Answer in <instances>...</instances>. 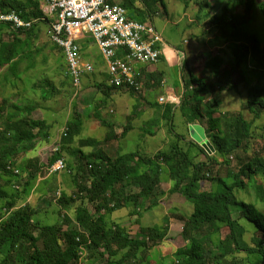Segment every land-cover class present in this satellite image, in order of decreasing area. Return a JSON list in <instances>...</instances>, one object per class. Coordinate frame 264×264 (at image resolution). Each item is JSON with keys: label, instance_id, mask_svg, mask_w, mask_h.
<instances>
[{"label": "trees", "instance_id": "16d2710c", "mask_svg": "<svg viewBox=\"0 0 264 264\" xmlns=\"http://www.w3.org/2000/svg\"><path fill=\"white\" fill-rule=\"evenodd\" d=\"M217 1L206 0L204 8L211 7ZM228 1L229 4H221L219 12L209 17V21L213 20L214 23V36L220 40L217 51L204 62L205 71L202 76L196 77L189 70L188 80H182L183 90L180 91L178 105L181 109L191 110L192 116L187 118L188 123H198L204 127L213 152L208 153L200 144L173 131L174 106L169 103L163 106L161 117L175 140L164 149L152 153L138 150L116 152L110 156L96 146L97 140L93 137L79 138L80 144L93 145L94 149L87 153L80 148L75 149V157L80 166V173L74 175L77 191L74 196H69L61 189L57 199L60 207H69L72 212V205L79 198L82 205L83 199L91 205L93 210L88 215L89 220L79 227L65 224L70 221L67 214H64L61 225L41 223L35 217L38 210L27 202L20 205V202L27 199L31 185L44 169L42 167L41 170L42 163L36 157L32 158L28 154L36 150L38 142L43 141L45 144L49 140L51 126L46 119L33 116L37 108L41 109V104L34 99L25 103L10 102L5 97L1 99L0 124L4 117L7 121L4 127L0 125V200L6 202L4 207L10 211L5 214L3 207H0V264H78L82 257V247L87 250V256L91 257L89 264H151L150 252L163 240L161 236L164 232L155 225H140L129 231L128 227L113 220L110 215L117 209L129 207L130 214L136 215L135 221L139 222L141 211L156 205L163 191H167L160 186L164 172L169 174L168 191L178 192L192 204V211L183 220L180 231L184 244L174 249L169 256L170 264L264 263V213L254 204L238 200L236 194L246 187V182H251L257 199H264V182L257 178H264V155L257 151L234 173L227 177H217L213 189L199 190L196 187L197 179L212 172V164L217 162L222 152L239 148L241 136L249 138L252 124L261 114L264 115V46L259 44L256 35L247 28L251 19L247 17L250 10L246 0ZM197 2L199 4V0ZM242 5L244 14L239 15L237 11ZM257 8L264 30V0L259 1ZM10 11L27 21L41 14L35 0H0V12ZM36 23L29 27H14L11 22L0 23V34L3 26H7L8 32L12 34L8 40L0 37L2 81L7 82L19 76L21 61L39 51L38 47L31 48V39L36 35ZM184 62L185 58L182 69ZM208 77L212 83L208 82ZM241 84L247 86L245 104L251 116L245 118L240 112L229 115L222 112L224 117L214 116L220 104L215 91L228 87L235 89ZM97 86L103 97L93 108L97 118H102L99 119L101 124L111 130L112 125L100 116L98 105L107 103L110 89L121 87ZM127 91L132 95L136 93L131 89ZM211 93L216 108L210 105L207 111H202L201 102ZM149 121L154 123L155 120ZM81 123L78 112L65 121L60 138L64 142L59 146V151L51 156V160L61 156V149L76 139L81 132ZM147 130L151 135L155 133L148 126ZM261 130L264 137V122ZM128 131L129 126H125L118 135L113 132L109 138H122ZM70 153L73 154V151ZM20 154L22 158L18 161ZM65 161L66 166L71 168V157ZM15 169L18 173L26 169L29 174L18 181L22 184L21 189L7 191L1 185L2 176L6 175V182H9L10 176L18 174L14 172ZM47 199L52 201L50 197ZM236 203L241 207L240 215L256 226L248 241L243 238L246 229L238 219L231 216V204ZM79 211L85 210H81L80 206L77 209Z\"/></svg>", "mask_w": 264, "mask_h": 264}, {"label": "rangeland", "instance_id": "374dc122", "mask_svg": "<svg viewBox=\"0 0 264 264\" xmlns=\"http://www.w3.org/2000/svg\"><path fill=\"white\" fill-rule=\"evenodd\" d=\"M140 1V11L147 15V20H152L156 30L161 34L166 45L159 44L158 49L160 52L159 59L155 64L149 65V68L157 67L162 70L161 78L155 71L153 83L150 79H146L148 87L142 89L141 92H136L135 95L130 94L129 91L124 95H116L107 100L105 105H98L100 116H102L106 123L112 125V129H108L106 125L97 118L93 106L97 101L103 97L102 92H97L96 86L92 84L93 76L97 79L103 80L106 78L105 71H99L102 65H105L101 54L95 45H91V50L80 49V54L84 60L91 61L94 64V72L85 74L81 77L83 84L82 90L78 91L70 82L68 76L65 74V60L62 52L51 43L46 31V24L44 22H37L35 25V32L37 36L31 39V48L38 47V52H35L32 57H26L19 65V76L10 81H2L0 79V101L3 97L7 98L10 102L25 103L34 99L41 104V109L37 108L33 112L34 117L44 118L51 126L49 129L50 138L44 144L43 141L38 142V147L35 151L31 150L32 158H37L42 162L41 158L45 155V151L52 145L59 147L64 141L60 140L65 121L78 114L81 116V132L76 137L67 143L65 149H61V155L64 159H72L71 168L68 166L57 173H48L43 169L40 177H37L34 184L27 194V199L20 202L29 203V205L38 210L36 218L44 224L61 225L63 223V216L67 214L69 222L65 223L70 227H79L80 224L89 220V214L92 213L93 208L83 199V205L80 198L72 205L73 212L70 208H62L57 203V190H65L67 195L74 196L77 191L75 185L74 175L80 173L79 162L76 160L75 149L80 148L85 153L94 149L93 145L80 144L79 138L86 139L93 137L97 140L96 146L101 147L110 156L116 152L124 153L138 150L144 153H152L157 149L166 148L175 137L168 131L164 118L162 119L161 113L165 104L157 102L158 96H165V87L171 86L177 94L183 90L182 80H188V72L191 70L196 77L202 76L205 69L202 64L203 61L208 59L210 55H214L217 47L220 44L219 38H215L213 27V20L209 21V17L214 13L219 12L221 4L228 3V0H218L213 3L211 7L204 8L206 0H132L131 4ZM260 0H246V5L249 7L250 12L247 17L251 19L247 27L250 32H253L261 46H264V30L261 24V15L257 8ZM245 5V6H246ZM202 6V10L198 11ZM132 14L127 12L128 16L139 19L137 13L130 9ZM138 10V11H139ZM136 10V12H138ZM139 11V13H140ZM239 15L244 14V6H239L237 11ZM154 14V15H153ZM145 15L140 16L144 20ZM153 16L149 18L148 16ZM245 17V19L247 18ZM191 19V21L189 20ZM84 38L89 37V34L79 32ZM1 39L8 40L12 34L8 32V27L3 26L0 34ZM211 49V50H210ZM177 51V52H176ZM186 53L183 69L177 60V55ZM91 56V58L89 57ZM183 61V60H182ZM28 63H30L28 65ZM88 75V76H87ZM91 75V77L89 76ZM207 77V74H204ZM163 80L164 84L157 83ZM210 77L208 82L212 83ZM143 83V81H142ZM157 83V84H156ZM151 84H156V87ZM264 85V80L262 82ZM143 86L144 83L142 84ZM154 87V88H153ZM127 90V89H126ZM216 90V87H215ZM125 93V92H124ZM220 102L218 111L214 116L224 117L223 113L235 114L242 113L245 118H249L250 112L245 104L247 95V86L241 84L235 89L226 88L218 89L215 91ZM75 94V95H74ZM213 94L205 96L201 102V110L207 111L208 106L212 105L216 108ZM264 97V94H263ZM76 104V107H74ZM212 108V109H213ZM175 110V111H174ZM223 112V113H222ZM226 115V116H228ZM192 113L189 108L181 109L178 106L173 107V131L183 136L189 135L191 139L197 143L202 140L201 136L196 129H191L194 135L190 134L189 123L187 118L191 117ZM102 119V118H101ZM154 119V123L149 120ZM7 120L5 117L2 119L1 127ZM149 121V123H148ZM264 122V115L261 114L259 119H256L252 124L253 129L250 132V137L241 136V145L239 148L233 149L231 152H222L223 154L218 157L215 164H212V172L205 177L198 178L196 187L199 190L213 189L217 177H227L234 173L237 168L246 160L251 158L254 153L260 151L264 155V137L262 136L261 126ZM199 125V124H197ZM125 126H129V131L122 138H109L114 132L118 135ZM152 128L155 133L151 135L148 130ZM200 126V125H199ZM203 127V126H202ZM204 129V127H203ZM226 141L230 142L229 138ZM73 151V154L70 153ZM22 158L20 154L18 161ZM228 161L227 163L225 161ZM66 162V161H65ZM42 170V167H41ZM168 171V169H167ZM28 170H20V173L15 176H10V181H7L6 175L2 176L1 185L7 191H14V188L22 187L18 181L22 180L24 176L27 177ZM168 172L162 174V182L160 186L162 189L167 190L169 182ZM213 177V178H211ZM259 180L264 182V178L258 176ZM17 185V186H16ZM158 203L149 209H143L139 222H136V215H131V208H120L111 213V218L118 221L120 224L129 228V231L137 229L142 224L146 226H157L164 234L157 246L151 250L149 255V263L151 264H170L169 255H172L173 249L179 245V241H183L180 235L183 220L192 211V204L188 202L178 192L163 191ZM237 199L246 203L254 204L260 211L264 213V199L258 200L251 182H246V187L238 192ZM264 195V184H263ZM47 197L52 198L49 201ZM6 202L0 200V207H4ZM85 211L77 212L78 207ZM231 216L238 219V222L246 229L244 233V240L248 241L250 235L254 232L256 226L254 223L240 215L241 207L238 204H231ZM146 213L142 222V214ZM109 216V218H110ZM71 218V219H70ZM72 222V224H70ZM167 255L164 259L160 256ZM90 256H87V250L82 247V257L78 264H89ZM50 264V263H45ZM264 264V263H262Z\"/></svg>", "mask_w": 264, "mask_h": 264}, {"label": "built area", "instance_id": "2783aa9c", "mask_svg": "<svg viewBox=\"0 0 264 264\" xmlns=\"http://www.w3.org/2000/svg\"><path fill=\"white\" fill-rule=\"evenodd\" d=\"M39 9L41 14L30 21L20 18L14 11L0 12V23L29 27L34 22H44L47 38L60 48L65 60V74L77 90L81 77L94 72L93 64L84 61L80 54L79 40L83 36L79 32L87 33L105 62L107 84L142 91L139 67L155 64L160 55L158 45H164V39L152 21L131 18L123 5L109 0H40ZM180 98L181 92L177 95L165 90V96H158L157 102L178 106ZM57 151L59 147L52 145L41 158V167L48 173H57L66 166L62 155L51 160ZM14 172L18 173V170ZM57 195L55 200L60 197L61 189L57 190ZM2 211L7 214L10 210L3 207Z\"/></svg>", "mask_w": 264, "mask_h": 264}, {"label": "crops", "instance_id": "0c3cea01", "mask_svg": "<svg viewBox=\"0 0 264 264\" xmlns=\"http://www.w3.org/2000/svg\"><path fill=\"white\" fill-rule=\"evenodd\" d=\"M21 1H25V0H21ZM36 2H37V7L39 8V6H40V0H35ZM109 1H112V2H118V3H120L121 5L123 4H125L126 6H125V8H126V11L128 12L129 11V13L130 14H132V12H131V10L130 9H133L134 10V13L136 14L137 13V15H138V18L139 19H143V18H141L140 16H143V15H145V14H143V12L142 11H140L139 10V8H141V5H140V1H138V2H134L133 3V5L131 4V2H130V0H109ZM136 1V0H135ZM136 10L138 11H140V13H139V11L138 12H136ZM128 15V14H127ZM154 15V14H153ZM130 17V16H129ZM145 17V19L144 20H147V15H145L144 16ZM149 18H153V16L151 15V16H148ZM190 21H191V19H189ZM150 21H152V20H150ZM36 36H37V34H36ZM79 42H80V45H81V48L83 49V50H91V45L93 44V45H95V43H94V41L91 39V37L89 38V37H86V38H81L80 40H79ZM164 45H166L165 43H164ZM96 46V45H95ZM97 47V46H96ZM211 50V49H210ZM177 52V51H176ZM185 56H186V53L185 52H183L181 55H177V60H179L178 62L180 63V65H182V60L185 58ZM90 58H91V56H89ZM83 58V57H82ZM84 60V59H83ZM207 60V59H206ZM206 60H204L203 62H205ZM84 61H86V62H89V63H91V64H93V62H92V60L91 61H87V60H84ZM152 65V64H151ZM204 65V63L202 64V66ZM93 66H94V64H93ZM149 65H144V66H140L139 67V71H140V73H139V78H140V80L141 81H143V83H144V85L145 86H143V88H145V87H148V83H147V81H146V79H150V82L151 83H153L152 82V80L154 79V73H150L152 70L153 71H155V72H157L159 75L160 74H162V70H160V69H158L157 67H152V68H149L148 67ZM99 70H101V71H99L100 73L102 72V71H105V73H106V78L105 79H103V80H100V79H97V77H94L93 76V82H92V84L94 85V86H96V89H97V92L99 93L100 91L98 90V86L97 85H108L107 84V72H106V66L105 65H102L101 67H100V69ZM88 76V75H87ZM90 77H91V75H89ZM84 78H85V81L83 82V84L84 83H86V76H83ZM161 78V75L159 76V79ZM69 80H70V82H71V79L69 78ZM159 81V80H158ZM163 80H160L159 82H157V83H159V85L161 84V82H162ZM72 83V82H71ZM156 83V84H157ZM83 84L81 83L80 84V89L78 90V91H81L82 90V86H83ZM156 84H151L152 86H154V87H156ZM153 87V88H154ZM165 90L166 91H170V92H174L175 94H177L176 92H175V90L171 87V86H166L165 87ZM125 92V93H124ZM126 92H127V90L125 89V88H112V89H110L109 90V98L111 99V98H113L114 96H116V95H119V96H121V95H125L126 94ZM75 95V94H74ZM177 95H180V94H177ZM198 123H189L188 125H189V130H190V134H192V135H194V132H192L191 131V129H196L197 131H198V133H199V136H201V138H202V140L201 141H199L198 143L196 142V141H194L193 139H191V137L188 135L187 136V134H186V136H184L185 137V139H187V140H191V141H194V142H196L197 144H200L201 142H204V141H206L207 140V137H206V134H205V130L203 129V127L200 125H197ZM31 154V152L28 154V156H31L30 155ZM169 187H170V183H168V186H167V190L169 189ZM146 213H149L148 211L147 212H143V216H142V222H143V219H144V216L146 215ZM123 225V224H122ZM142 225H147V224H142ZM184 244V241H179V245L178 246H180V245H183ZM178 246H176V248L178 247ZM174 251V249L172 250V252ZM167 255H162V256H160V258L161 259H164L165 257H166ZM170 256V255H169ZM168 257V256H167Z\"/></svg>", "mask_w": 264, "mask_h": 264}, {"label": "water", "instance_id": "95a60500", "mask_svg": "<svg viewBox=\"0 0 264 264\" xmlns=\"http://www.w3.org/2000/svg\"><path fill=\"white\" fill-rule=\"evenodd\" d=\"M201 146H203L208 153H212L213 152V147L212 145L208 142V140L201 142L200 143Z\"/></svg>", "mask_w": 264, "mask_h": 264}, {"label": "clouds", "instance_id": "9594fccd", "mask_svg": "<svg viewBox=\"0 0 264 264\" xmlns=\"http://www.w3.org/2000/svg\"><path fill=\"white\" fill-rule=\"evenodd\" d=\"M19 173H20V172H19ZM19 173H18V174H19ZM15 175H17V174H15ZM19 183H20V182H19ZM14 189H16V188H14ZM17 189H20V188H17ZM20 205H23V204H20Z\"/></svg>", "mask_w": 264, "mask_h": 264}]
</instances>
